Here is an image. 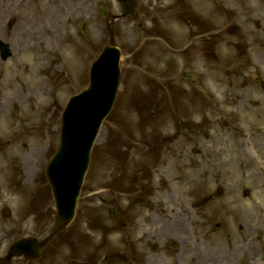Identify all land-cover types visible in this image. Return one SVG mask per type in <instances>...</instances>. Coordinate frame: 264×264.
<instances>
[{
    "label": "rangeland",
    "instance_id": "obj_1",
    "mask_svg": "<svg viewBox=\"0 0 264 264\" xmlns=\"http://www.w3.org/2000/svg\"><path fill=\"white\" fill-rule=\"evenodd\" d=\"M17 1V9L0 11V39L12 48L0 58V131L5 141L16 134L4 118L13 104L21 107L29 123L9 158L23 154L31 164L0 169V255L16 238L49 229L53 199L43 178L32 186L40 163L31 153L57 148L62 110L88 83L89 64L108 40V16L121 13L115 0H88L82 11L71 0ZM137 3L114 24L122 81L75 219L34 264H199L197 242L222 264L238 256L236 240L250 237L264 253L262 228L247 230L254 218L264 226L263 191H254L264 166V1ZM118 213L128 218L125 230L113 224Z\"/></svg>",
    "mask_w": 264,
    "mask_h": 264
},
{
    "label": "water",
    "instance_id": "obj_2",
    "mask_svg": "<svg viewBox=\"0 0 264 264\" xmlns=\"http://www.w3.org/2000/svg\"><path fill=\"white\" fill-rule=\"evenodd\" d=\"M124 12L128 13L134 9L133 0H120ZM4 57L7 56V47H2ZM120 51L114 46H107L91 68V87L89 90L73 97L64 115V142L63 151L57 159L59 163L70 152L69 146L73 143V150L76 147L79 165L73 177L75 189L70 193L73 181L69 176L54 173L52 185L56 195L57 204L61 214L62 223H67L71 218L75 197L78 194L85 169L89 161V152L102 119L110 110L115 98V91L119 79L118 61ZM66 128V129H65ZM75 146V147H74ZM64 153V155L62 154ZM59 160V161H58ZM70 168V167H68ZM67 168V169H68ZM57 186V188H56ZM32 243L21 241L17 245L19 251L32 246ZM4 264V263H2Z\"/></svg>",
    "mask_w": 264,
    "mask_h": 264
},
{
    "label": "bare ground",
    "instance_id": "obj_3",
    "mask_svg": "<svg viewBox=\"0 0 264 264\" xmlns=\"http://www.w3.org/2000/svg\"><path fill=\"white\" fill-rule=\"evenodd\" d=\"M1 1H2V3H1ZM1 1H0V11L1 10L3 11L5 9H7V8H11L9 10H12V9L15 8L13 0H1ZM19 2H20V0L17 1V3H19ZM70 2L72 4L77 3L78 5L75 4L77 9H79V11H82L83 10L82 7L87 6L88 0H71ZM73 10H76V9H73Z\"/></svg>",
    "mask_w": 264,
    "mask_h": 264
}]
</instances>
